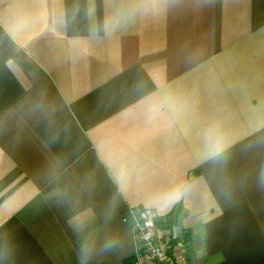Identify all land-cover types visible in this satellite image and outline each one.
Returning <instances> with one entry per match:
<instances>
[{"label": "crops", "instance_id": "crops-1", "mask_svg": "<svg viewBox=\"0 0 264 264\" xmlns=\"http://www.w3.org/2000/svg\"><path fill=\"white\" fill-rule=\"evenodd\" d=\"M146 209L264 264V0H0V264H131Z\"/></svg>", "mask_w": 264, "mask_h": 264}, {"label": "built area", "instance_id": "built-area-1", "mask_svg": "<svg viewBox=\"0 0 264 264\" xmlns=\"http://www.w3.org/2000/svg\"><path fill=\"white\" fill-rule=\"evenodd\" d=\"M135 255L131 264H188V242L172 237L153 210H142L131 225Z\"/></svg>", "mask_w": 264, "mask_h": 264}]
</instances>
